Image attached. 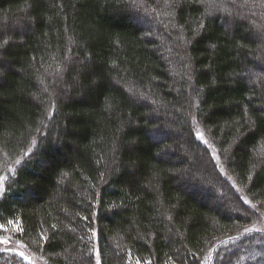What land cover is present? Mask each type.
<instances>
[{
  "label": "trees",
  "instance_id": "16d2710c",
  "mask_svg": "<svg viewBox=\"0 0 264 264\" xmlns=\"http://www.w3.org/2000/svg\"><path fill=\"white\" fill-rule=\"evenodd\" d=\"M192 111L264 216V0H0V223L49 264H264Z\"/></svg>",
  "mask_w": 264,
  "mask_h": 264
},
{
  "label": "rangeland",
  "instance_id": "374dc122",
  "mask_svg": "<svg viewBox=\"0 0 264 264\" xmlns=\"http://www.w3.org/2000/svg\"><path fill=\"white\" fill-rule=\"evenodd\" d=\"M142 21L144 22V24L149 28V29H155L154 26V22L150 17L145 16L144 18H142ZM157 39L160 40L159 35L157 36ZM159 49L161 50H165V53L167 54V56L169 57L168 60H173L171 50L168 49L166 47V45L164 46V42L163 40L161 41V43L159 44ZM175 54V53H174ZM171 64V66L169 65L168 67L171 69V67H173L174 65H172V63H168ZM175 73H177V68L175 66ZM249 77H251L253 75V73H248L247 74ZM133 95L136 98L139 99H143L145 97V95H143L142 93H140L137 90H130ZM190 93V91H188ZM190 97L192 98L193 95L192 93L189 94ZM151 103V101H150ZM154 106H156V108L158 106H160L159 104H155L152 103ZM190 126L192 128L193 133L195 134V139L200 143V146H202L205 150V154L207 156V164H212V170L217 171L216 173H218V175L220 176V178L228 185V186H233V191H232V195L234 197H238V199L241 201L242 205L244 207L247 208V210L250 212V217H252V213L255 215V218L253 219L252 223H243L242 227H243V231L244 233H246L247 235L251 236V234L255 231H262V229L264 228V216L261 214V212L256 209V207L254 206V204L252 202L249 201L247 195L245 194L244 190L242 188H240L239 186L237 187L235 184V181L225 172L224 167L222 166V164L217 161V157L214 151V147L211 143L210 140H208L205 135V133L203 131H201V129H197L198 127V121L194 116V111L191 112L190 116ZM204 157V155H203ZM207 182L206 184L212 186V188H216V183L215 181H210V178L205 177ZM224 184V183H223ZM225 189V188H224ZM2 191V185L0 186V193ZM228 198V206L231 207L233 206L234 209H238L239 210V206L238 204L232 199V196L225 190V197ZM224 197V198H225ZM222 200V199H221ZM236 207V208H235ZM237 210V211H238ZM241 215V214H240ZM257 221V222H255ZM254 227V228H253ZM17 228V223H10V224H1L0 223V264H49V262L43 258L42 256H40V253H34V251L27 249L25 247V245H23V243L15 238H13L12 235V231L16 230ZM232 237H235V235H232ZM230 237V238H232ZM20 253H23V256L20 255ZM96 253V251H95ZM216 253V251H212L211 249H209L208 251V255L207 257L209 259H212L213 254ZM207 262V261H205ZM214 262V261H213Z\"/></svg>",
  "mask_w": 264,
  "mask_h": 264
},
{
  "label": "snow or ice",
  "instance_id": "6c2138e0",
  "mask_svg": "<svg viewBox=\"0 0 264 264\" xmlns=\"http://www.w3.org/2000/svg\"><path fill=\"white\" fill-rule=\"evenodd\" d=\"M21 256H23V253H20Z\"/></svg>",
  "mask_w": 264,
  "mask_h": 264
}]
</instances>
